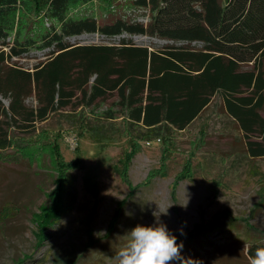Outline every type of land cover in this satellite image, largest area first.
<instances>
[{
    "label": "rangeland",
    "instance_id": "1",
    "mask_svg": "<svg viewBox=\"0 0 264 264\" xmlns=\"http://www.w3.org/2000/svg\"><path fill=\"white\" fill-rule=\"evenodd\" d=\"M123 36L152 48L173 42L99 33L71 40L118 43ZM45 57L34 50L18 61L32 67ZM84 114H53L33 135L21 134L24 155L21 146L0 151V264H63L69 256L74 264H118L126 232L157 222L195 264H249L245 244L264 239V156L250 157L234 118L213 102L183 130L149 138L133 129L132 140L121 117Z\"/></svg>",
    "mask_w": 264,
    "mask_h": 264
},
{
    "label": "trees",
    "instance_id": "2",
    "mask_svg": "<svg viewBox=\"0 0 264 264\" xmlns=\"http://www.w3.org/2000/svg\"><path fill=\"white\" fill-rule=\"evenodd\" d=\"M91 33L173 42L71 40ZM34 50L46 57L20 64ZM213 102L234 118L250 157L264 156V0H0V151L53 114L121 117L133 140V129L149 138L183 130ZM60 205L59 194L57 214ZM247 243L248 255L264 247L261 238Z\"/></svg>",
    "mask_w": 264,
    "mask_h": 264
},
{
    "label": "clouds",
    "instance_id": "3",
    "mask_svg": "<svg viewBox=\"0 0 264 264\" xmlns=\"http://www.w3.org/2000/svg\"><path fill=\"white\" fill-rule=\"evenodd\" d=\"M156 213L153 212V215L157 217ZM161 213L167 211L159 215ZM125 235V245L115 254L118 264H171L174 259H180L181 264L186 261L195 264L192 258L181 257L183 241L177 243V236L163 223H138ZM247 247L245 244L243 250H247ZM248 260L249 264H264V247H257Z\"/></svg>",
    "mask_w": 264,
    "mask_h": 264
},
{
    "label": "built area",
    "instance_id": "4",
    "mask_svg": "<svg viewBox=\"0 0 264 264\" xmlns=\"http://www.w3.org/2000/svg\"><path fill=\"white\" fill-rule=\"evenodd\" d=\"M148 143V142H147Z\"/></svg>",
    "mask_w": 264,
    "mask_h": 264
}]
</instances>
